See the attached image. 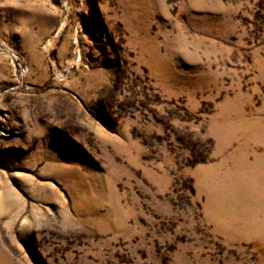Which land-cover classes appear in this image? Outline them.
<instances>
[{
    "label": "rangeland",
    "instance_id": "374dc122",
    "mask_svg": "<svg viewBox=\"0 0 264 264\" xmlns=\"http://www.w3.org/2000/svg\"><path fill=\"white\" fill-rule=\"evenodd\" d=\"M0 264H264V0H0Z\"/></svg>",
    "mask_w": 264,
    "mask_h": 264
}]
</instances>
